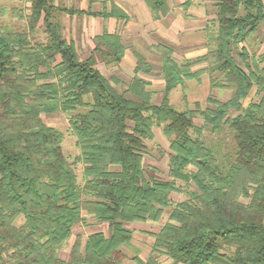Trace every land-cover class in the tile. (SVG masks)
<instances>
[{
    "label": "trees",
    "instance_id": "1",
    "mask_svg": "<svg viewBox=\"0 0 264 264\" xmlns=\"http://www.w3.org/2000/svg\"><path fill=\"white\" fill-rule=\"evenodd\" d=\"M16 1L30 6L13 11L27 30L0 31V264H127L123 250L133 248L131 226L159 224L167 212V222L152 235L149 258L137 253L132 264H162L163 258L172 264H264V54L245 45L264 27V0H214L211 49L201 57L180 62L170 45L153 47L164 79L159 104L150 82L139 76L154 71L141 54L123 90L121 81L99 70L98 62L117 65L124 58L118 34L96 37V49L83 59L53 16L112 18L114 9ZM144 1L154 20L171 12L172 0ZM9 12L0 10L1 16ZM41 23L46 42L35 40ZM205 74L212 90L231 93L229 100L210 96L209 107L200 103L195 110L171 103L174 90ZM251 94L258 100L246 105ZM52 114L68 121L79 151L73 161L63 151L64 133L42 119ZM157 128L170 140L168 179L144 163ZM225 130L232 144L223 155L204 135ZM179 194L188 199L175 203L172 196ZM89 218L106 230L86 240L77 236L63 259L73 229L87 227Z\"/></svg>",
    "mask_w": 264,
    "mask_h": 264
},
{
    "label": "rangeland",
    "instance_id": "2",
    "mask_svg": "<svg viewBox=\"0 0 264 264\" xmlns=\"http://www.w3.org/2000/svg\"><path fill=\"white\" fill-rule=\"evenodd\" d=\"M211 3V14H214L216 12L215 6L213 7L214 0H209ZM170 4V3H169ZM18 6V4H17ZM29 7V4L21 5L18 8H24ZM75 8H80V4H74L72 5ZM99 5H95L94 9H99ZM178 7H174V9H177ZM170 9L172 10V6L170 5ZM2 10V9H0ZM27 14H29V11H26ZM79 21H78V20ZM72 18L70 19L68 16H64L62 14L54 15V20L62 24L64 28V35L69 41H75L76 45H78L80 51V56L85 59V57L88 56V52H84L83 50L89 49L88 46V38L84 37V34L86 35L87 30L83 31V27L86 26L85 22L81 21L80 17ZM161 20V19H160ZM85 23V24H84ZM177 24L182 27L184 24L183 19L181 15H177ZM41 28L38 30V32L35 34V40L37 42H46V34H44V30L42 28V23L40 24ZM91 28L88 27V29H95L96 26L94 24L90 25ZM80 31L79 33H76V30ZM6 30V31H13V32H21L27 30V23L24 21H21L19 19H15L11 16L4 17L3 20L0 19V31ZM83 31V33H82ZM94 33V32H93ZM116 34H120L123 37V41L127 42L126 51H130V53L133 52V50H136L145 57L146 61L149 65L154 67V71L151 74L146 73H140L139 76L146 81L150 82V88L151 91L154 93L153 96V102L159 104L161 103L164 93V79H162L161 74V66L162 61L161 57L157 52H154L152 50V45H156L158 43L166 42L168 39H164L161 36L154 34L153 35H147V34H132L128 35L123 29H119V31L116 32ZM198 36V35H196ZM208 36V35H207ZM161 37V38H160ZM92 36H90L89 40L91 41ZM169 40H173V43L171 45L175 48V57L180 61L183 62L185 58H195L199 56V53L209 52L211 49L208 45L207 39L203 38L200 39L198 37L194 36H186L180 35L179 37L176 36L174 33L168 37ZM181 42V44H179ZM263 43V44H262ZM251 52H256L259 55L264 54V27L261 28V30L258 32V35H256V38L252 39L249 44H245ZM155 47V46H154ZM128 52V58L125 63L129 64L126 66V69L122 66H118V68H105L102 64L98 65V68L101 70V72L107 77L110 78L112 75H117L121 77L120 79H128L135 76V73L127 71V69L134 64L135 68L137 67V57ZM129 61V63H128ZM113 67V66H112ZM115 67V66H114ZM130 73V75L127 74ZM128 76L126 78L125 76ZM215 78H218L217 75L214 76ZM127 81V80H126ZM211 77L205 74L202 79L197 81H190L187 82L185 85V88L178 87L176 90H174L170 94V100L173 105H175L179 110H186V109H198V105L200 104L202 108H207V102L206 100L212 96L220 101H227L231 97L230 92L226 91H219V90H212L211 86ZM128 82H124V86H120L122 90L126 88ZM250 100H258L255 98L254 94H251L249 99L245 102L247 105ZM235 115V114H234ZM42 119L44 123L50 127L56 128L64 133V142H63V151L66 154V156L70 159V161H73L74 158L79 155L78 148L75 144V139L70 135L69 133V124L68 121L59 114H52V115H43ZM196 124L201 126L204 124V120L200 117L196 118ZM155 139L153 141L147 142L149 147V155L145 157L144 163L147 167L155 168L158 172V177L168 179V172H169V163H170V140L163 134L161 128L155 129ZM205 140L208 142L209 145L215 146L218 150H221L223 155L227 153L228 148H231L232 140L230 133L228 130H225L220 136H212L207 131L205 132ZM218 145V146H216ZM224 159V158H223ZM76 173L78 175L79 181L82 180V168L81 166L76 167ZM180 187H185V184L182 182H179ZM172 199L175 203L183 202L188 199L186 194H179V195H173ZM169 212H167L163 218V223L161 222L159 225L150 224V227L153 228V230H156L157 228L162 227L168 220ZM18 223H23V220L20 219ZM89 225L87 227H81L76 226L73 229L72 237L65 243L63 250L61 251V257L63 259H67L68 255L71 251V248L73 244L76 241L77 236H82L83 240H86V238L96 232L103 231L106 229H103L101 227H98L95 224V220L92 218L88 219ZM133 228V227H131ZM153 239L149 236H146L144 233H136L133 240V245L135 248H138V250L141 253V257H145L147 254V247L152 246ZM151 252V251H150ZM123 259L127 264H132L133 258L136 256L137 252L133 248H124L123 250ZM165 260H169L166 258H163ZM163 259H161V263L164 264ZM170 261V260H169Z\"/></svg>",
    "mask_w": 264,
    "mask_h": 264
},
{
    "label": "crops",
    "instance_id": "3",
    "mask_svg": "<svg viewBox=\"0 0 264 264\" xmlns=\"http://www.w3.org/2000/svg\"><path fill=\"white\" fill-rule=\"evenodd\" d=\"M77 3L80 4V8H75L72 6ZM211 3L212 2H210L209 0H172L170 2V5L172 6L171 12L166 17H163L161 20H154L153 14L144 0H95L94 3H91L89 0H54L55 7H59V8L61 7L64 9H75V10H81V11H88L89 9L92 8L94 12H102L105 10L108 12H113V9H114V12H116L115 17H112V18L92 17V16H87V15L82 16L78 14L71 15L66 12H56L55 13L57 15L62 14L64 16H68L70 19L72 18L77 19V17H80L81 21L86 23V26L83 27V31L85 30L86 32L87 30V33L86 35L84 34L82 38L84 37L88 38L89 49L88 51L83 50L86 53L88 52V56L85 57V59H88L93 53V51L96 49V46H97V43L95 41L96 37L103 35L105 32H108L109 34H116V32L119 31V29H123L128 35H132V34L153 35V33L157 34L161 36L162 38H164L165 40L168 39L166 42L164 41L163 43L170 45L174 50H175L174 46L171 45V43H173V40H169L168 38L170 37L172 33H174L178 37L180 35H183L184 37L191 35L194 37H198L200 39H203V38L207 39L208 24L209 22L213 21L216 18V12H214V14H211V11H210V8L212 6ZM21 5L23 4L16 0H0V9L5 8L6 10L10 11L6 15V17L8 16L13 17L14 9L18 8ZM95 5H99L100 8L94 9ZM214 6H215V2H213V7ZM174 7H178V8L174 9ZM1 15H3V13L0 14V19L3 20L5 16H1ZM177 15H181L183 19L184 24L182 25V27H180L177 24ZM123 17H126V18H123ZM92 24L96 26V28L93 29V31L92 29L91 30L88 29V27L91 28L90 25ZM62 29H63V35H64L63 26H62ZM79 32L80 31H78L77 29L76 33H79ZM90 36H92L91 41L89 40ZM119 36L122 38V41H123V37L120 34ZM71 42L74 43L79 53L82 52L80 51L78 45H76L75 41H71ZM123 44L127 45V42L123 41ZM179 44H181V42ZM156 45H152V48ZM128 52L130 53V51H126L124 58L117 65L107 66L104 62H98V65L102 64L107 69L108 68L115 69V68H118V66L123 67L124 65V68L126 69V66L129 65L125 63V61L129 59ZM137 53L139 52L136 50H133V52L130 54L131 55L133 54L135 57ZM205 54H207V52H204L203 54L199 53V56H197L196 58L201 57ZM192 59H195V58H185L183 61L192 60ZM134 69H135V65L132 64L127 69V71H130L133 73ZM127 74L130 75V73L128 72ZM125 77L128 78L127 75ZM120 78L121 77L115 74V75L110 76L109 79H113V80L117 79L118 81H121L123 84L124 82H128L127 85H129V83L133 79V77L132 78L130 77L128 79H120ZM161 78L163 79V75ZM210 86H211V83H210ZM161 222L163 223V221ZM150 224H153V223H136V224H133L131 227H133L132 229L135 230V234L137 232L144 233L146 234V236H149L152 238V235L159 233L162 227L157 228L156 230H153V228L150 227ZM159 224H154V225H159ZM133 249L136 250L137 253H140L138 248H135L134 245H133ZM150 251H151V246L147 247V254L145 255V257H141V253H140V257L144 260L148 259L151 253ZM163 261H164V264H172V262L169 260L163 259Z\"/></svg>",
    "mask_w": 264,
    "mask_h": 264
}]
</instances>
